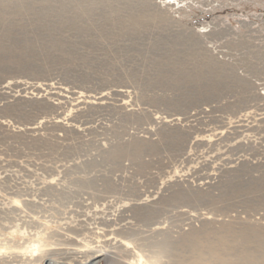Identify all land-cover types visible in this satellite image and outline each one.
<instances>
[{
    "label": "rangeland",
    "instance_id": "obj_1",
    "mask_svg": "<svg viewBox=\"0 0 264 264\" xmlns=\"http://www.w3.org/2000/svg\"><path fill=\"white\" fill-rule=\"evenodd\" d=\"M123 4L162 21L131 39L110 7L81 32L13 18L35 55L0 59V264H264V0Z\"/></svg>",
    "mask_w": 264,
    "mask_h": 264
},
{
    "label": "bare ground",
    "instance_id": "obj_2",
    "mask_svg": "<svg viewBox=\"0 0 264 264\" xmlns=\"http://www.w3.org/2000/svg\"><path fill=\"white\" fill-rule=\"evenodd\" d=\"M109 1H110V3H109ZM100 2H101L100 0H56V1H53V0H44V1H41V0H19V2L18 1L15 2L14 0H0V28H1L0 29V59L5 58L7 60V58H8V59H11L12 61L18 62V64H21V63H23V61H22L23 57H26V56L32 57L35 55V54L31 55L30 53L25 52V50H23L19 46V43L16 40V36L18 35V33L15 32V31H18V29L14 28L13 18H19V19L31 18L32 21L33 20L38 21V25L40 28H46V30L51 29V30H49V32H52V31L55 32V31L61 30L63 28V26L62 27L59 26V24L61 22L60 23L57 22V24L51 22V25H48V20L51 17H54V18L60 17L61 20L67 25V28H69L70 30H73V31L77 30V31L81 32V31H87V29H84V27L86 28V26L80 25V24L84 20L89 19L90 21H92L91 17L93 16V14H90V11L92 9L91 7L94 8V7L100 6L102 8V10L106 9V7H110V9H111V16L110 17L112 18L113 22L107 20V18L104 17L106 22L103 23V25H110L111 24L112 26L117 28V29H115L113 27L115 29V31H118V33L119 32L122 33L125 37H131V39H136V37L140 38L142 32L144 31L141 29H143L144 27L146 28V26H148L147 23H149V22L155 23V21H158V22L162 21V18L160 19V17L155 13L154 14L152 13L153 15H149V14L145 13L146 10H144L145 6H143V5L141 6L142 9L136 11L137 8H135L136 10H134L130 6H125L123 4V2H125V0H122V1L121 0H107V2H104V3H100ZM130 3H131V1H130ZM128 5H129V3H128ZM161 12L159 14H161ZM169 18H167V19H169ZM171 20L172 19H170V21ZM145 21H147V22H145ZM163 26H164V23H163ZM150 28H147V29H150ZM100 29L102 30V33L105 34L106 30L103 28L102 25L100 26ZM120 33H119V35H120ZM144 34H142V35H144ZM49 39L50 38L45 39L46 41H48V43L47 44L44 43L42 48L45 49L46 47H49V49H51L52 55L57 58L56 59L57 61L61 60L63 58H64V60H73L76 58L77 55H76V50L74 48V45L68 46V44H71V43L67 44L64 42H57L55 40L53 42V40L51 41ZM182 41H184L182 37L174 36L173 40L168 42V43L171 46H179V45H182ZM185 43H187V40ZM188 46H189V49L192 48L191 47L192 45H188ZM176 55H177V50L175 49L174 59H177ZM56 60H54V61H56ZM178 61H180V60H178ZM157 72H158V75L160 77V80H162V78H164L163 76H164L166 70L161 68V67H158ZM203 77H205V74L203 75L200 73V74L196 75L195 78L190 77L188 80H194L195 82H197L199 84L200 81L204 80ZM182 81H183V79H182ZM121 92L122 91H120V93ZM68 231H66V232H68ZM117 241H118L117 237H111L110 239L104 240V242H108L107 244H109V245L113 243L115 246L116 245H124V246H126V248L130 246L129 243L124 244L120 241H118V242ZM27 245L28 246L25 249H23V251H26L27 253H29L30 256H34V254L38 251V249L40 247H45V246H42L41 242H36V241L35 242L32 241L31 243H28ZM60 248H62V247H60ZM45 250L50 251L49 253H47V256L48 255L59 256V255H63L64 251L66 249L65 250L52 251L49 248V249H45ZM0 251H2V250H0ZM103 252H105V250L102 247L101 248L96 247V249H92V248L88 249V254L90 256L100 257V254L102 255ZM135 252H137V251H135ZM139 253H141V252H139ZM1 254H2V252H0V255ZM245 262L250 263L249 260L245 261ZM131 264H142V258L138 256V260L131 262Z\"/></svg>",
    "mask_w": 264,
    "mask_h": 264
}]
</instances>
